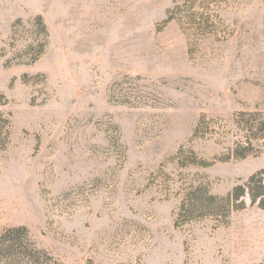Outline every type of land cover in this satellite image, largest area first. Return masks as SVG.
Here are the masks:
<instances>
[{
    "label": "rangeland",
    "instance_id": "374dc122",
    "mask_svg": "<svg viewBox=\"0 0 264 264\" xmlns=\"http://www.w3.org/2000/svg\"><path fill=\"white\" fill-rule=\"evenodd\" d=\"M184 3L0 0V234L25 227L44 264L264 261L249 198L178 217L191 185L264 169V149L229 157L233 117L264 112V0H195L207 31L166 21Z\"/></svg>",
    "mask_w": 264,
    "mask_h": 264
},
{
    "label": "trees",
    "instance_id": "16d2710c",
    "mask_svg": "<svg viewBox=\"0 0 264 264\" xmlns=\"http://www.w3.org/2000/svg\"><path fill=\"white\" fill-rule=\"evenodd\" d=\"M184 9L176 5L169 12L166 21L178 20L180 24L188 25L189 29L208 30L209 19L203 18L197 21V13L192 10L195 0H185ZM40 29L38 33L48 36L49 32L41 16H38ZM198 24V25H197ZM233 124L238 139L230 150L229 157L244 159L256 155L264 149V112L241 111L233 117ZM0 126V135H1ZM198 131V130H197ZM183 149L179 154L182 155ZM192 156L195 152L192 151ZM194 165L207 166L205 162L183 158ZM249 198L251 204H257L264 208V169L252 174L247 181L238 184L225 196L213 194L203 183L191 185V189L185 194L179 209L178 217L181 219H196L198 217H214L218 222H224L233 211L244 209L245 198ZM27 229L25 227H13L0 234V263L2 264H44L48 262L44 258V252L31 247L25 239ZM258 264H264V261Z\"/></svg>",
    "mask_w": 264,
    "mask_h": 264
}]
</instances>
